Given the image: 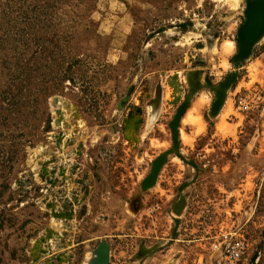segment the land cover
<instances>
[{
  "label": "rangeland",
  "instance_id": "rangeland-1",
  "mask_svg": "<svg viewBox=\"0 0 264 264\" xmlns=\"http://www.w3.org/2000/svg\"><path fill=\"white\" fill-rule=\"evenodd\" d=\"M254 2L0 0V264H264Z\"/></svg>",
  "mask_w": 264,
  "mask_h": 264
},
{
  "label": "water",
  "instance_id": "water-1",
  "mask_svg": "<svg viewBox=\"0 0 264 264\" xmlns=\"http://www.w3.org/2000/svg\"><path fill=\"white\" fill-rule=\"evenodd\" d=\"M256 11V13H255ZM248 21L240 28L239 35L241 38L240 54L238 57L242 58L245 53H248L253 43L260 37L264 31V0H255L250 8L248 14ZM255 27L254 29L248 28ZM222 98H219L216 105H220ZM98 258L94 264H106L108 260V249L105 244H102L98 249Z\"/></svg>",
  "mask_w": 264,
  "mask_h": 264
},
{
  "label": "built area",
  "instance_id": "built-area-1",
  "mask_svg": "<svg viewBox=\"0 0 264 264\" xmlns=\"http://www.w3.org/2000/svg\"><path fill=\"white\" fill-rule=\"evenodd\" d=\"M248 253L246 239H228L220 246L218 257L214 264H241Z\"/></svg>",
  "mask_w": 264,
  "mask_h": 264
},
{
  "label": "bare ground",
  "instance_id": "bare-ground-1",
  "mask_svg": "<svg viewBox=\"0 0 264 264\" xmlns=\"http://www.w3.org/2000/svg\"><path fill=\"white\" fill-rule=\"evenodd\" d=\"M97 257V256H96Z\"/></svg>",
  "mask_w": 264,
  "mask_h": 264
}]
</instances>
